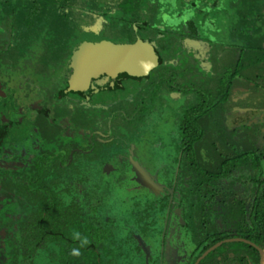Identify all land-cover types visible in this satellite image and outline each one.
I'll return each instance as SVG.
<instances>
[{
    "label": "flooded vegetation",
    "instance_id": "flooded-vegetation-1",
    "mask_svg": "<svg viewBox=\"0 0 264 264\" xmlns=\"http://www.w3.org/2000/svg\"><path fill=\"white\" fill-rule=\"evenodd\" d=\"M101 1L104 9L93 7L78 25L65 63L0 71V151L21 159L0 172L41 175L45 223L73 193L83 234L72 245L12 250L11 262L261 264L264 0H157L152 9L147 0L133 15L121 0ZM131 31L136 39L153 31L149 73L88 75L71 66L73 49L77 62L80 50L123 45ZM88 34L99 48L82 44ZM128 81L139 83L132 95ZM6 87L16 102L9 110ZM153 88L151 101L132 104L131 124L121 101ZM4 242L0 258L9 253Z\"/></svg>",
    "mask_w": 264,
    "mask_h": 264
},
{
    "label": "trees",
    "instance_id": "trees-1",
    "mask_svg": "<svg viewBox=\"0 0 264 264\" xmlns=\"http://www.w3.org/2000/svg\"><path fill=\"white\" fill-rule=\"evenodd\" d=\"M156 1H149L148 6L152 9ZM142 2L145 4L147 0H121L122 6L128 8L131 15H133L134 9L142 7ZM104 6V2L101 0H0V71L5 68L18 70L22 66L29 68L30 64L33 67L37 63L46 72L56 69L60 63L59 60L62 59L64 62L71 52L72 37L78 25H81L86 16L90 15L88 12L93 7L102 10ZM144 35L146 36V34ZM147 35L148 37L139 36V38L144 43H150L149 37L152 35L154 37L153 31ZM159 35L169 39L165 31ZM136 38L135 32L131 31L128 33L127 42L119 46L124 48L127 45H136L139 40ZM40 45H42L43 51L39 54L36 49ZM73 50L71 66H75L76 60V53ZM78 54V59L81 60L84 57L92 58V53L87 54L85 50H80ZM151 68L144 73L152 71ZM156 89L153 88L151 92H145L146 96H141L138 100L135 98L121 101V107L128 110L127 116L131 124L137 119L135 116L131 117L135 113L132 104L135 107L144 106L146 101H151L156 95ZM42 181L40 174L27 177L6 171L0 172V201L2 203L0 240H5L4 249L9 251L3 255L4 258H0V264H14L11 262L13 257L10 256L12 250H20L25 247L34 249V246H38L42 241L48 244L68 243L72 245V242L77 238L83 237V234L79 236L77 233V225L73 219L76 210L73 205L75 197L72 190L68 192L72 191L69 198H65L71 204L54 205L53 209L47 213V216L52 220L45 223L46 214L44 213L47 212V208L45 209L44 202L47 197L45 193L41 192ZM51 195L56 203L55 194L51 193ZM58 211L63 217H61L63 221L59 224L55 220ZM45 227L48 230L52 228L53 231L48 233ZM46 233L50 237L47 241ZM15 258L19 259V257Z\"/></svg>",
    "mask_w": 264,
    "mask_h": 264
},
{
    "label": "water",
    "instance_id": "water-1",
    "mask_svg": "<svg viewBox=\"0 0 264 264\" xmlns=\"http://www.w3.org/2000/svg\"><path fill=\"white\" fill-rule=\"evenodd\" d=\"M99 46L101 45L95 48H99ZM95 51L90 59L85 61L78 59L77 62L75 60L74 68L77 73L96 75L102 70L117 71L118 69L140 74L149 70L154 65V58H156L150 45L141 39L136 45H127L123 48L112 44ZM261 264H264V247L261 249Z\"/></svg>",
    "mask_w": 264,
    "mask_h": 264
},
{
    "label": "rangeland",
    "instance_id": "rangeland-1",
    "mask_svg": "<svg viewBox=\"0 0 264 264\" xmlns=\"http://www.w3.org/2000/svg\"><path fill=\"white\" fill-rule=\"evenodd\" d=\"M94 28L97 29L96 26ZM94 39L95 38L93 37V35L88 34L84 37L82 44L85 43V46L89 49H95V47H97L99 45V42H96L98 40H94ZM70 83H71V81H70ZM134 84H135V86H134ZM137 86H139V83L137 84L135 81H133V82L128 81L126 83L127 95H132L133 92L135 91V88H137ZM6 88H7L6 104H7V109H8L10 106L15 105L16 102L14 103L13 91L9 87H6ZM69 89L75 90L73 83L70 84ZM122 91H125V89ZM122 95L124 96L125 93L122 92ZM179 103H175V106H177ZM161 133H162V135H160ZM158 134L160 135L158 137L163 138L164 140L167 139L166 138L167 132H166V130H163L162 127L158 128ZM154 135H156V134H152L151 137H153ZM19 162H21V159L14 158L9 152L6 153V150L3 153H2V151H0V167L1 168H7V167L9 168V167L14 166V165L16 166V168H18ZM113 200H114V203H117V201L120 202L122 200L121 194L117 193V195L114 196ZM35 264H45V258L41 259V260L39 258V260Z\"/></svg>",
    "mask_w": 264,
    "mask_h": 264
}]
</instances>
